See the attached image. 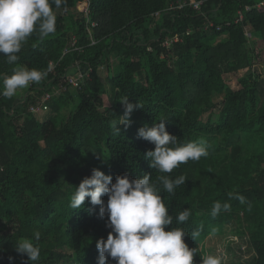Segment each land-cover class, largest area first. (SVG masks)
I'll use <instances>...</instances> for the list:
<instances>
[{"label": "trees", "instance_id": "obj_1", "mask_svg": "<svg viewBox=\"0 0 264 264\" xmlns=\"http://www.w3.org/2000/svg\"><path fill=\"white\" fill-rule=\"evenodd\" d=\"M194 1H203L200 9ZM52 7L54 34L34 33L16 64L0 54V90L15 68L48 73L10 99L0 95V264L27 260L15 251L21 238L40 248L36 264H97L96 242L111 231L107 215L100 218L90 198L73 210L70 197L94 168L113 182L145 173L155 181L160 173L144 159L154 145L137 133L162 119L179 143L204 141L209 153L167 174L186 181L175 195L161 193L170 215L191 211L173 227L188 231L194 264L226 223L249 240L254 264H264V75L255 70L264 62V0H64ZM242 71L232 88L228 76ZM78 74L75 86L70 78ZM47 93L41 120L30 108ZM126 96L142 108L114 135L110 122L122 119ZM216 201L230 209L213 217Z\"/></svg>", "mask_w": 264, "mask_h": 264}, {"label": "clouds", "instance_id": "obj_2", "mask_svg": "<svg viewBox=\"0 0 264 264\" xmlns=\"http://www.w3.org/2000/svg\"><path fill=\"white\" fill-rule=\"evenodd\" d=\"M64 0H0V54L6 57L8 64H16L17 55L29 37L38 33L41 39L54 34L57 17L53 5L59 8ZM48 73L37 69L18 67L11 76L3 79L0 95L12 98L19 90L27 89L31 84H39ZM119 102L124 106V115L120 120L110 122L114 135H120L123 125L126 130L131 125L130 115L142 108L137 101L129 102L126 96ZM166 120H160L151 127L138 129V136L154 145V150L144 154L149 167L160 175L155 181L150 174L141 178L130 179L127 174L117 175L115 182L111 175H106L98 168L92 169L90 177H85L70 197L69 207L82 209L86 198L92 206H99V217L107 215L106 226L111 229L107 239L96 242L99 253L97 264H107L109 258L116 264H194L196 248H189L185 237L189 235L183 227H173L174 221L181 225L187 222L191 211L187 208L173 216L161 193L175 195L176 189L185 184L183 175L173 179L169 175L181 164L199 161L207 157V145L204 141L179 143L175 135L166 131ZM107 197L105 202L102 197ZM230 198H237L241 203L243 196L229 193ZM230 209L228 203H213V217L221 211ZM172 226L170 230H165ZM199 232L192 231L196 239ZM36 240L40 233H34ZM15 251L27 260L22 264H36L40 260L41 250L31 239L21 238L15 244ZM202 264H223L219 256L208 255Z\"/></svg>", "mask_w": 264, "mask_h": 264}, {"label": "rangeland", "instance_id": "obj_3", "mask_svg": "<svg viewBox=\"0 0 264 264\" xmlns=\"http://www.w3.org/2000/svg\"><path fill=\"white\" fill-rule=\"evenodd\" d=\"M255 70L264 75V62L257 64ZM100 76L105 79L107 77L105 73V67H100ZM244 72H240L237 75L228 76V84L232 88H239L238 77ZM23 94V93H22ZM25 95V93H24ZM222 99V98H221ZM219 99L217 102L221 101ZM219 108H217L218 110ZM43 114L39 115L40 119H43ZM207 249V256L214 255L222 258L223 264H254L253 251L247 238H243L236 233L235 223H226L224 226L223 234L208 236L204 245Z\"/></svg>", "mask_w": 264, "mask_h": 264}, {"label": "built area", "instance_id": "obj_4", "mask_svg": "<svg viewBox=\"0 0 264 264\" xmlns=\"http://www.w3.org/2000/svg\"><path fill=\"white\" fill-rule=\"evenodd\" d=\"M188 3H184L181 4L180 7H183L184 5H186ZM203 1H194V2H190L189 5L192 6L194 9H200V7L202 6ZM247 10H250V7H247ZM243 18V13L239 12V17L238 19H242ZM93 25H95V23H93ZM209 26H213L214 23L210 22V24H208ZM219 28V27H218ZM81 77V74H78L77 77H71L70 78V83H72L73 85L77 86L78 85V79ZM50 95L47 93L45 94V96L42 98V101L36 105H32L30 110L33 111L34 113L37 114H42V113H46L50 108L49 105L47 103V100H49Z\"/></svg>", "mask_w": 264, "mask_h": 264}, {"label": "crops", "instance_id": "obj_5", "mask_svg": "<svg viewBox=\"0 0 264 264\" xmlns=\"http://www.w3.org/2000/svg\"><path fill=\"white\" fill-rule=\"evenodd\" d=\"M249 7V6H248ZM239 12H242V11H239ZM243 13V12H242Z\"/></svg>", "mask_w": 264, "mask_h": 264}]
</instances>
